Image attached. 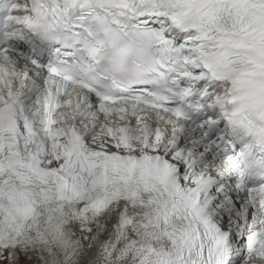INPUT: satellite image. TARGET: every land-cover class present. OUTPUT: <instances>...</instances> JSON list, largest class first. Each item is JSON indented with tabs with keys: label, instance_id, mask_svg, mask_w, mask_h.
I'll use <instances>...</instances> for the list:
<instances>
[{
	"label": "snow or ice",
	"instance_id": "snow-or-ice-1",
	"mask_svg": "<svg viewBox=\"0 0 264 264\" xmlns=\"http://www.w3.org/2000/svg\"><path fill=\"white\" fill-rule=\"evenodd\" d=\"M0 264H264V0H0Z\"/></svg>",
	"mask_w": 264,
	"mask_h": 264
},
{
	"label": "bare ground",
	"instance_id": "bare-ground-1",
	"mask_svg": "<svg viewBox=\"0 0 264 264\" xmlns=\"http://www.w3.org/2000/svg\"><path fill=\"white\" fill-rule=\"evenodd\" d=\"M97 243H98V241H97Z\"/></svg>",
	"mask_w": 264,
	"mask_h": 264
}]
</instances>
